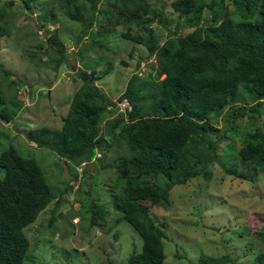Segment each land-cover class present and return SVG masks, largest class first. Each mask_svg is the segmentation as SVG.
<instances>
[{
  "label": "trees",
  "instance_id": "trees-1",
  "mask_svg": "<svg viewBox=\"0 0 264 264\" xmlns=\"http://www.w3.org/2000/svg\"><path fill=\"white\" fill-rule=\"evenodd\" d=\"M21 1L28 13L40 4V0ZM97 1L53 0V4L74 21L82 20L87 4L91 19L96 11L104 14V19L113 18L105 25L107 32L118 23L116 15H122L136 31L126 29L123 38L145 46L149 54H154L155 63L149 64L146 74L129 75L117 98L129 102L130 109L123 111L90 85L85 69L77 68L75 77L82 83L59 128L28 129L25 136L36 146L47 147L66 159L67 167L90 160L97 147L104 152L114 147L109 152L113 154L111 161L100 163L112 169L118 189L111 193L114 222L130 224L140 239L139 250L131 252L124 264H161L163 222H156L147 213L149 205L169 207L168 190L194 177L209 180V165L213 163H219L223 174L249 182L258 172L264 175V129L256 126L259 119L264 123V0H170L177 15L172 25L148 0H104L99 9ZM114 9L118 12L115 16ZM5 14L0 4V37L9 32ZM38 16L39 27L55 20L54 6ZM151 22L166 31L160 44L159 35L145 27ZM184 25L190 30L179 34ZM85 32L71 43L75 46ZM45 42L39 43L41 51L33 59L36 66L56 53L65 55L64 38L56 29ZM76 49L81 59L82 50ZM131 53L132 48L129 57ZM42 55L47 59L42 60ZM0 72L4 77L10 74L1 64ZM3 84L12 91L7 98L0 86V122L7 123L19 109L15 93L21 83L16 79ZM111 113L114 117L105 119L100 131L102 117ZM243 117H247L248 124L236 122ZM217 122L219 126L214 124ZM225 139L227 148L220 147L223 151L218 153V143ZM228 150L236 155L239 165L244 163L250 168L224 167L222 158ZM0 168V264H23L30 245L24 228L55 196L35 160L21 156L14 148L0 153ZM88 210L90 224L107 218L108 211L102 204L91 201ZM260 221L264 224V217ZM261 257L259 254L256 261ZM224 258L199 255L200 264H220Z\"/></svg>",
  "mask_w": 264,
  "mask_h": 264
},
{
  "label": "rangeland",
  "instance_id": "rangeland-1",
  "mask_svg": "<svg viewBox=\"0 0 264 264\" xmlns=\"http://www.w3.org/2000/svg\"><path fill=\"white\" fill-rule=\"evenodd\" d=\"M103 1L98 0L96 8H101ZM148 1L166 16L168 23L176 22L177 15L170 7V0ZM0 4L6 10L5 22L9 31L0 37V64L10 71L6 77L0 72L4 96L9 98L12 91L9 87L4 88L3 83L16 79L21 83L15 93L20 106L12 124L0 122V153L12 147L21 156L33 158L55 196L24 228L30 245L23 264H124L131 252L139 250L140 239L130 224L123 220L114 222L111 193L118 189L112 169L102 168L99 164L110 162L113 154L109 152L115 148L111 146L105 150L104 158L96 161L97 164L92 161L82 169L78 166L74 173L71 167L68 171L63 169V159L54 151L32 145L25 132L44 126L59 128L70 109L73 94L82 83L75 77L76 66L89 74L91 86L99 88L106 99L113 101L123 91L129 75L146 74L149 64L155 63V56L142 44L123 38L126 29L130 28V33L136 31L122 15H116L117 9L112 14L118 16V23L107 32L105 25L113 18L104 19L105 15L96 11L91 19L87 4L86 7L83 5L81 21L61 14L53 0H40L29 13L21 0H0ZM53 6L56 19L39 27L38 13ZM86 23H89L87 28ZM145 27L159 35L160 44L165 29L155 22L147 23ZM54 28L59 37L64 38L65 55L60 57L56 53L46 63L36 66L33 59L38 56V50L41 51L39 43L46 45L45 39ZM189 30L184 25L178 33ZM80 32L85 35L74 46L70 40ZM78 47L82 50L81 59L76 54ZM130 48L132 55L129 57ZM28 50L32 51L29 56L26 55ZM41 59L46 60L47 56L42 55ZM90 70L94 72L89 73ZM104 115L99 123L100 131L104 120L114 117L115 113ZM236 122L248 124L247 117ZM256 126L264 129L260 119ZM226 141L218 143V153L227 148ZM227 153L222 158L224 167L250 168L244 163L239 165L236 155L229 150ZM218 164L209 165L212 170L209 180L194 177L184 184L173 185L168 190L169 207L148 206L147 213L156 222H163L164 259L161 264H200L199 255L216 259L225 256L220 264H264V224L260 221V217H264V175L258 172L249 182L223 174ZM2 176L3 169L0 168V178ZM91 201L102 204L108 211L103 222L98 220L97 224H90L88 208ZM143 203L148 205L146 201ZM259 254L263 257L256 261Z\"/></svg>",
  "mask_w": 264,
  "mask_h": 264
},
{
  "label": "clouds",
  "instance_id": "clouds-1",
  "mask_svg": "<svg viewBox=\"0 0 264 264\" xmlns=\"http://www.w3.org/2000/svg\"><path fill=\"white\" fill-rule=\"evenodd\" d=\"M39 25V24H38ZM54 29H56V28H54ZM53 29V30H54ZM65 52V51H64ZM76 68H78V66H76ZM75 71H77V69L75 70ZM20 87V86H19ZM118 98V97H117ZM117 98H115L113 101H111L110 100V102L109 103H112L115 107H117V102H119L118 100H117ZM126 100H127V98H126ZM106 108H108V106L106 107ZM15 116V115H14ZM13 116V117H14ZM12 117V118H13ZM11 121H12V119L9 121V122H7V124L8 125H11L12 123H11ZM45 127V126H44ZM36 128H38V127H36ZM33 129V128H32ZM28 130V129H27ZM26 130V131H27ZM26 133V132H25ZM26 137V136H25ZM27 139V138H26ZM28 140V139H27ZM29 141V140H28ZM29 142H31L32 143V145H35L32 141H29ZM36 146V145H35ZM36 147H38V146H36ZM103 156V157H102ZM102 157V158H101ZM104 158V151L102 150V148L100 147H97L96 149H95V151H94V153H93V156H92V158L90 159V160H86V161H81L79 164H77V165H71L70 167L74 170V173H76L75 171V169L79 166L81 169H82V166H84L86 163H89V162H92V161H94V163L95 164H97L96 163V161H99V160H101V159H103ZM61 159H63V158H61ZM66 163H67V161H66V159H63V163H62V165H63V169H65V170H67L68 171V167H67V165H66ZM100 165V164H99ZM100 167H101V165H100ZM102 168H105V167H102ZM107 168V167H106ZM69 173V172H68Z\"/></svg>",
  "mask_w": 264,
  "mask_h": 264
},
{
  "label": "built area",
  "instance_id": "built-area-1",
  "mask_svg": "<svg viewBox=\"0 0 264 264\" xmlns=\"http://www.w3.org/2000/svg\"><path fill=\"white\" fill-rule=\"evenodd\" d=\"M116 105L119 108L118 109L119 111L129 110L130 109L129 102L125 98H122L119 102H117Z\"/></svg>",
  "mask_w": 264,
  "mask_h": 264
}]
</instances>
